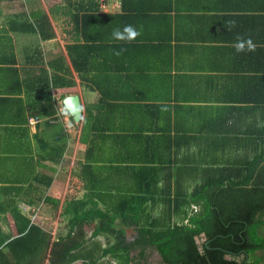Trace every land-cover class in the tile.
Here are the masks:
<instances>
[{"label":"crops","instance_id":"crops-1","mask_svg":"<svg viewBox=\"0 0 264 264\" xmlns=\"http://www.w3.org/2000/svg\"><path fill=\"white\" fill-rule=\"evenodd\" d=\"M261 2L125 0L123 9L121 0H0V240L13 238L18 212L57 239L66 201L95 187L155 193L145 216L164 218L172 193L244 159L261 125ZM77 15L91 17L88 38ZM36 23L53 36L42 39ZM72 44L84 54L80 72ZM53 73L75 82L51 88L55 114L41 91ZM70 94L80 97V122L63 104ZM87 112L99 131L81 141ZM198 208L185 206L188 216Z\"/></svg>","mask_w":264,"mask_h":264},{"label":"trees","instance_id":"trees-1","mask_svg":"<svg viewBox=\"0 0 264 264\" xmlns=\"http://www.w3.org/2000/svg\"><path fill=\"white\" fill-rule=\"evenodd\" d=\"M264 3V2H261ZM121 6L126 8L125 0ZM260 9L264 11V4ZM109 14H100V21H106ZM49 27L47 15H42ZM89 15H77L83 38L86 35V21ZM99 21V23H101ZM261 33L264 34V15L260 14ZM32 31H39L42 39L53 36V31L44 33V25H31ZM52 30V29H50ZM97 38L106 40L104 37ZM91 39L90 42H92ZM264 41V39H263ZM76 45L68 48V55L74 70L80 72L83 53L75 52ZM84 52V51H83ZM85 53V52H84ZM264 59V47H260ZM83 65V64H82ZM66 72L71 75L70 68ZM264 72V68L261 69ZM264 79V73H260ZM41 91L46 90V100L51 101V114L57 112L51 95V88L73 86L75 82L57 80L53 73L46 76ZM261 125L258 139L246 143L249 154L241 161L223 163L212 167L213 174L189 193H172L171 207L164 209V218L150 216L147 203L156 202V194L137 191L87 192L82 198L66 201L60 215L66 218L67 231L52 240L51 234L18 212L19 222L10 232L13 238L0 240V264H98L104 258L127 264L129 251L135 247H155L163 259L170 264H264V258L256 252L264 250V90L260 92ZM45 114L46 111H39ZM89 113L83 119L80 140H84L88 127ZM64 147L58 155L63 153ZM89 169H93L88 163ZM83 166V167H84ZM98 169V168H97ZM107 169L99 168L97 171ZM151 196V197H150ZM58 203V202H57ZM196 204L198 210L188 216L186 205ZM184 214L186 222L172 221L173 216ZM188 216V217H186ZM119 220V222H117ZM136 230L132 241L126 238V230ZM204 233L207 245L199 251L195 236ZM105 238V244L99 241ZM244 254L241 262L235 255ZM231 254L232 259H226ZM113 263V262H112Z\"/></svg>","mask_w":264,"mask_h":264},{"label":"flooded vegetation","instance_id":"flooded-vegetation-1","mask_svg":"<svg viewBox=\"0 0 264 264\" xmlns=\"http://www.w3.org/2000/svg\"><path fill=\"white\" fill-rule=\"evenodd\" d=\"M127 240L132 241L133 238L127 239ZM201 240H203V241L200 242ZM203 244L207 245V241H206V239H203L202 236H200L199 244H197L200 252H202V249L200 250V247L202 248ZM134 250H135V253H133ZM141 251H142V249L140 247H135L134 249H130L129 260H128L127 264H170L163 259V257L160 255V253L158 252V250L155 247L146 246L142 253H141ZM149 253L152 256H150ZM226 256H229V259H232L231 254H226ZM235 256H236L235 259L238 262H241V260L244 258V254H242V253L235 255ZM246 261H247V258H246L245 262ZM113 262H114V264H117L116 260H113Z\"/></svg>","mask_w":264,"mask_h":264},{"label":"water","instance_id":"water-1","mask_svg":"<svg viewBox=\"0 0 264 264\" xmlns=\"http://www.w3.org/2000/svg\"><path fill=\"white\" fill-rule=\"evenodd\" d=\"M63 104L65 108L67 109L68 113L72 116L74 121L80 122L81 116H82V105L80 101V97L78 94H70L64 97ZM200 236L203 237V239H206V236L204 233H201ZM200 236H195V241L197 244H199ZM202 248L200 247V250ZM227 259H229V256H226Z\"/></svg>","mask_w":264,"mask_h":264},{"label":"rangeland","instance_id":"rangeland-1","mask_svg":"<svg viewBox=\"0 0 264 264\" xmlns=\"http://www.w3.org/2000/svg\"><path fill=\"white\" fill-rule=\"evenodd\" d=\"M66 230H67V228H66V224H65V222L63 221V222H61L59 225H58V229H57V234L56 235H65V233H66ZM261 233L262 234H264V227L261 229ZM130 235V233H126V236H129ZM54 240V239H53ZM101 243H102V245H104L105 244V238H103V237H100V240H99ZM203 240H201L200 242H202ZM133 253H135V250L133 251ZM149 255H150V253H149ZM150 256H152V255H150ZM149 256V257H150ZM256 256H261V257H263L264 258V250H260V251H257L256 252ZM148 257V258H149ZM113 262V260H110L108 257H106V258H104L102 261H100V263H98V264H114V262ZM44 264H46V261H45V263Z\"/></svg>","mask_w":264,"mask_h":264}]
</instances>
